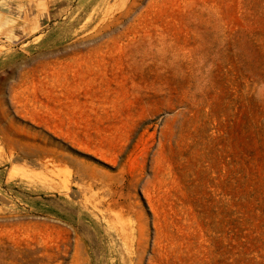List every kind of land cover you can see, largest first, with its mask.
Wrapping results in <instances>:
<instances>
[{"label": "rangeland", "instance_id": "1", "mask_svg": "<svg viewBox=\"0 0 264 264\" xmlns=\"http://www.w3.org/2000/svg\"><path fill=\"white\" fill-rule=\"evenodd\" d=\"M0 27V264H264V0H0Z\"/></svg>", "mask_w": 264, "mask_h": 264}, {"label": "bare ground", "instance_id": "2", "mask_svg": "<svg viewBox=\"0 0 264 264\" xmlns=\"http://www.w3.org/2000/svg\"><path fill=\"white\" fill-rule=\"evenodd\" d=\"M109 2H110V0H109ZM111 4V3H110ZM110 6V5H109ZM111 6H112V4H111ZM107 10V9H106ZM105 10V11H106ZM37 17V16H36ZM32 18V17H31ZM22 25V24H21ZM29 27H35V26H37L38 25V21H37V19H32V20H30V23H29ZM20 26V25H19ZM1 28V27H0ZM24 29V28H23ZM25 30V29H24ZM30 31V30H29ZM13 36V35H12ZM38 40H39V38H38Z\"/></svg>", "mask_w": 264, "mask_h": 264}]
</instances>
